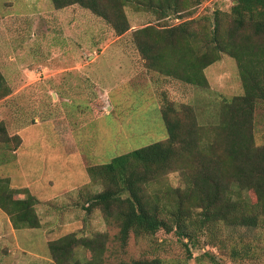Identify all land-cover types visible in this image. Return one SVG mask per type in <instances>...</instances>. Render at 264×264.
<instances>
[{
  "label": "rangeland",
  "instance_id": "rangeland-1",
  "mask_svg": "<svg viewBox=\"0 0 264 264\" xmlns=\"http://www.w3.org/2000/svg\"><path fill=\"white\" fill-rule=\"evenodd\" d=\"M132 1L124 7L129 29L118 35L78 3L55 8L51 0H0V72L9 87L0 99V178L34 195L39 219L37 227L16 228L0 209V264H55L48 243L70 233L102 244L100 253L74 246L73 258L82 264L135 257L167 264H264V217L252 228L220 223L191 240L162 228L152 235L131 233L122 244L113 215L85 208L86 197L103 188L86 166L166 138L164 98L176 107L192 106L197 125L211 127L220 100L243 93L236 60L227 53L204 69L208 86L202 87L149 68L132 35L148 24L174 25L179 14L229 11L231 0H177L179 11L165 15ZM252 127L261 147L263 104L255 106ZM165 184L181 187L180 172L168 171L153 186Z\"/></svg>",
  "mask_w": 264,
  "mask_h": 264
},
{
  "label": "trees",
  "instance_id": "trees-1",
  "mask_svg": "<svg viewBox=\"0 0 264 264\" xmlns=\"http://www.w3.org/2000/svg\"><path fill=\"white\" fill-rule=\"evenodd\" d=\"M129 1L51 0L55 8L78 3L104 18L118 35L129 29L124 12ZM177 4V0H135L136 6L159 15L179 11ZM179 15L181 20L174 25L148 24L133 30L146 65L207 87L204 69L227 53L236 60L243 93L220 100L211 127L197 125L192 106L176 107L164 98L160 115L165 139L86 166L90 179L102 182L103 188L86 197L85 208L100 207L106 217L113 215L122 244L131 233L152 235L162 228L191 240L195 232L213 230L220 223L252 228L264 217V144L255 145L252 132L255 106L264 105V0H231L229 11L214 8L210 16ZM8 93L0 72V99ZM4 132L0 127V134ZM173 169L181 174V187L153 186ZM243 190L248 191L245 197ZM37 201L26 188L9 187L8 179L0 178V209L14 227L39 226ZM194 210L199 211L196 217ZM78 244L93 253L102 250L96 238L80 239L70 233L49 241L50 257L55 264H82L73 258ZM118 264L167 263L159 257H135Z\"/></svg>",
  "mask_w": 264,
  "mask_h": 264
},
{
  "label": "crops",
  "instance_id": "crops-1",
  "mask_svg": "<svg viewBox=\"0 0 264 264\" xmlns=\"http://www.w3.org/2000/svg\"><path fill=\"white\" fill-rule=\"evenodd\" d=\"M13 153H15V150H13ZM34 196V195H33Z\"/></svg>",
  "mask_w": 264,
  "mask_h": 264
}]
</instances>
